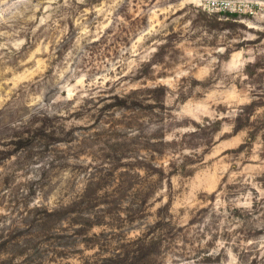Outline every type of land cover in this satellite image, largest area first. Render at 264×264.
Returning a JSON list of instances; mask_svg holds the SVG:
<instances>
[{
    "label": "rangeland",
    "instance_id": "rangeland-1",
    "mask_svg": "<svg viewBox=\"0 0 264 264\" xmlns=\"http://www.w3.org/2000/svg\"><path fill=\"white\" fill-rule=\"evenodd\" d=\"M0 264H264V10L0 0Z\"/></svg>",
    "mask_w": 264,
    "mask_h": 264
},
{
    "label": "built area",
    "instance_id": "built-area-1",
    "mask_svg": "<svg viewBox=\"0 0 264 264\" xmlns=\"http://www.w3.org/2000/svg\"><path fill=\"white\" fill-rule=\"evenodd\" d=\"M209 13L256 17L264 10V0H193Z\"/></svg>",
    "mask_w": 264,
    "mask_h": 264
},
{
    "label": "trees",
    "instance_id": "trees-1",
    "mask_svg": "<svg viewBox=\"0 0 264 264\" xmlns=\"http://www.w3.org/2000/svg\"><path fill=\"white\" fill-rule=\"evenodd\" d=\"M228 18H234L236 17L235 15H226Z\"/></svg>",
    "mask_w": 264,
    "mask_h": 264
}]
</instances>
